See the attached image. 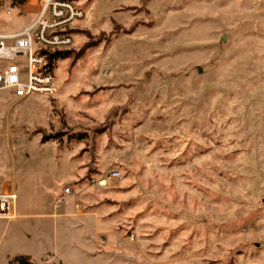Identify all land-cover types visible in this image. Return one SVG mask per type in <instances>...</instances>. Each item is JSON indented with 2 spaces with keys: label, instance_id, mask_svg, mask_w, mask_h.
<instances>
[{
  "label": "rangeland",
  "instance_id": "1",
  "mask_svg": "<svg viewBox=\"0 0 264 264\" xmlns=\"http://www.w3.org/2000/svg\"><path fill=\"white\" fill-rule=\"evenodd\" d=\"M73 1L55 92H0V264H264V0Z\"/></svg>",
  "mask_w": 264,
  "mask_h": 264
},
{
  "label": "built area",
  "instance_id": "2",
  "mask_svg": "<svg viewBox=\"0 0 264 264\" xmlns=\"http://www.w3.org/2000/svg\"><path fill=\"white\" fill-rule=\"evenodd\" d=\"M38 3L33 23L20 31L0 32V92L10 93L17 99L50 96L55 92L50 55L72 48L78 25L86 17L84 9L75 1L38 0ZM118 177L115 171L110 179ZM65 192L70 193V189ZM16 201L15 193H0V219L17 218Z\"/></svg>",
  "mask_w": 264,
  "mask_h": 264
},
{
  "label": "trees",
  "instance_id": "3",
  "mask_svg": "<svg viewBox=\"0 0 264 264\" xmlns=\"http://www.w3.org/2000/svg\"><path fill=\"white\" fill-rule=\"evenodd\" d=\"M73 1V0H71ZM14 4L17 5H24L26 3V0H14L13 1ZM70 52L65 51V52H57V53H53L50 55V63L53 64L55 60L57 59H66L69 57ZM46 140V139H45ZM14 263L16 264H33L29 257H24V256H19L16 258V260L14 261Z\"/></svg>",
  "mask_w": 264,
  "mask_h": 264
},
{
  "label": "crops",
  "instance_id": "4",
  "mask_svg": "<svg viewBox=\"0 0 264 264\" xmlns=\"http://www.w3.org/2000/svg\"><path fill=\"white\" fill-rule=\"evenodd\" d=\"M58 207V206H57ZM17 217H18V215H17ZM22 256H23V254H21ZM25 256H30V257H33V255H31V254H24Z\"/></svg>",
  "mask_w": 264,
  "mask_h": 264
}]
</instances>
